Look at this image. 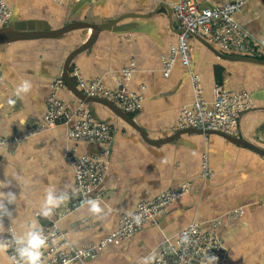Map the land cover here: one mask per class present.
I'll return each instance as SVG.
<instances>
[{"label":"crops","instance_id":"0c3cea01","mask_svg":"<svg viewBox=\"0 0 264 264\" xmlns=\"http://www.w3.org/2000/svg\"><path fill=\"white\" fill-rule=\"evenodd\" d=\"M193 1L202 7L226 2ZM242 1L244 8L235 19L250 46L242 57L264 61V0ZM175 2L8 1L13 13L8 27L15 32H55L76 22L82 26L59 36L0 45V136H27L0 157V264H13L4 242L11 228L25 243L47 221H57L73 246L94 245L117 230L120 219L139 203L185 184H190L188 193L156 224L146 225L89 264H139L193 223L214 230L223 240L226 264H264V64L229 59L238 55L192 36L190 67L178 60L165 77L162 60L179 32ZM91 25L100 30L85 46L94 35ZM70 58L71 72L77 68L85 79L99 80L109 89L124 84L121 71L133 63L136 72L127 86L143 101L128 117L145 137L104 99H88L84 106L115 129L109 147L71 141L67 125H45L52 85L64 79ZM194 74L208 107L217 84L251 95L253 108L241 115L236 137L174 132L181 109L194 100ZM58 97L72 110L82 103L68 87ZM85 154L107 162L106 178L98 196L74 209L70 157ZM203 157L212 173L208 179L202 178ZM93 205L100 211H93Z\"/></svg>","mask_w":264,"mask_h":264},{"label":"built area","instance_id":"2783aa9c","mask_svg":"<svg viewBox=\"0 0 264 264\" xmlns=\"http://www.w3.org/2000/svg\"><path fill=\"white\" fill-rule=\"evenodd\" d=\"M9 0H0V27L9 25L12 9ZM242 0H226L222 5L212 7L199 6L193 0H176L173 13L179 23L177 42L171 47L168 56L162 60L163 74L168 77L179 60L183 66L190 67L192 62L190 39L200 36L213 47L235 55L245 56L250 46L246 32L236 21L235 16L244 8ZM133 63L121 71L123 85L116 89L106 88L99 80H87L79 69L71 72L77 88L87 97L104 99L127 114H134L142 107L143 98L132 92L127 83L134 77ZM194 100L190 106L181 109L174 132L201 130L218 132L226 136L236 137L239 134V120L243 113L253 108L251 95L245 91L228 89L217 84L213 89L212 106L208 107L203 96V88L199 76H191ZM64 79L52 85V93L47 99V112L44 123L47 127L67 125V138L74 142H89L109 147L115 135V129L109 124L99 121L90 109L82 102L80 107L72 110L58 92L66 89ZM27 136H0V157L5 149L17 148ZM108 150L104 155L108 154ZM75 174V200L72 208L76 209L88 204L99 191L106 178L107 162L91 155L70 157ZM206 157L202 161V178L211 176ZM190 184L166 191L159 196L143 201L135 211L124 215L118 229L105 239L94 245L73 246L66 238L57 221H47L35 235L44 241L38 249L41 264H89L100 254L121 244L125 239L135 236L148 224H156L169 207L188 193ZM5 245L13 264H25L20 250L27 248L29 242H21L14 230L9 229ZM139 264H226V249L223 240L214 230L205 231L199 224L193 223L182 229L173 239L162 243L153 255Z\"/></svg>","mask_w":264,"mask_h":264},{"label":"water","instance_id":"95a60500","mask_svg":"<svg viewBox=\"0 0 264 264\" xmlns=\"http://www.w3.org/2000/svg\"><path fill=\"white\" fill-rule=\"evenodd\" d=\"M80 26H82V23L76 22V23H73L71 25L66 26L65 29L60 30V31H55V32H48V31L43 32L42 31V32H30V33L15 32V31H13V29L11 27L6 26V27H2L0 29V45H5V44H8V43L15 41V40L27 39V38H32V37L59 36L61 33L65 32L67 30L75 29V28H78ZM90 27L94 30V35L89 40V42L85 44V46H87L93 42V40L96 38V36L100 30V28H98L96 26L91 25ZM229 59L247 61V62L254 63V64H264V61H261L259 59L250 58V57L231 56V57H229ZM71 60H72L71 58L68 60L66 67H65V71H64V80L67 84L68 89L71 90L82 102H86V101H88V99H94V98H89L86 95H84L82 92H80L78 90L77 86L75 85L73 79L71 78V69H70ZM113 106L116 107L115 105H113ZM116 108L118 109L119 114H121V116L126 121L131 122L132 125L134 127H136L142 133L143 137H145L144 131L139 129V127L137 125H135L133 120L128 117V114H126L120 108H118V107H116ZM184 132H186V133H191V132L204 133L201 130L192 129V130H187V131H181V132H179V134H182Z\"/></svg>","mask_w":264,"mask_h":264},{"label":"clouds","instance_id":"9594fccd","mask_svg":"<svg viewBox=\"0 0 264 264\" xmlns=\"http://www.w3.org/2000/svg\"><path fill=\"white\" fill-rule=\"evenodd\" d=\"M93 211L99 212L100 209L93 205ZM42 246H44V241L39 239L38 236H32L29 241L28 247L20 250L19 252L20 257L25 262V264H41L38 249Z\"/></svg>","mask_w":264,"mask_h":264}]
</instances>
